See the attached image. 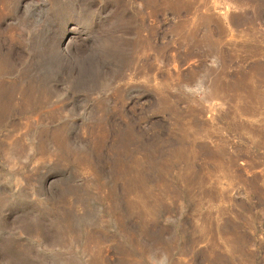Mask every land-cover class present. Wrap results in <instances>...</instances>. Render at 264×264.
I'll list each match as a JSON object with an SVG mask.
<instances>
[{
	"label": "rangeland",
	"instance_id": "obj_1",
	"mask_svg": "<svg viewBox=\"0 0 264 264\" xmlns=\"http://www.w3.org/2000/svg\"><path fill=\"white\" fill-rule=\"evenodd\" d=\"M0 264H264V0H0Z\"/></svg>",
	"mask_w": 264,
	"mask_h": 264
}]
</instances>
